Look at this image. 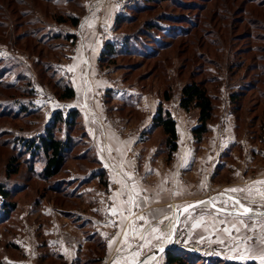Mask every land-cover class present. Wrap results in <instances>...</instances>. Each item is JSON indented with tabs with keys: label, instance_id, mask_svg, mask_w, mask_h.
<instances>
[{
	"label": "rangeland",
	"instance_id": "rangeland-1",
	"mask_svg": "<svg viewBox=\"0 0 264 264\" xmlns=\"http://www.w3.org/2000/svg\"><path fill=\"white\" fill-rule=\"evenodd\" d=\"M259 10L264 13V0H0V68L3 71L0 78L4 82H12L7 89L5 84L0 87V105L4 106L3 113L6 114L0 117V182L13 189L26 186L13 198L17 200V210L6 223L0 225L2 258L34 261L52 255L57 250L55 242H70L72 235H66V231L73 230V234L81 238L80 232L83 233L85 227L79 224L87 223L85 226L90 228L91 221L93 224L103 216L107 201H110L108 195L113 188L110 174L118 171L114 167L119 155L105 150L102 146L104 135H101L103 141H99L96 134H120L129 138L131 156L140 165L144 160L153 163L161 156H167L169 162L174 159L177 150L170 159L167 152L159 151L164 147L163 136L152 125L153 114L168 87H171L173 98L164 104L168 108L170 104L175 109L180 124L183 125L187 120L186 129L192 134V145L197 151L202 149L205 142L213 141L209 134L215 133L213 124L217 122L222 125V134L226 136L227 144L230 137L235 138L218 156L217 164L206 178L205 189L194 196L201 197L182 201L180 206L208 198H216L220 206L223 199L220 193L236 187L233 184L236 182L245 183L243 188L264 191V185L254 183L264 181V132L259 130L261 133H253L262 123L264 126V106L250 113L256 101L253 97L244 106L239 121L227 99L243 83L245 73V69L231 71L237 74L230 79L228 58L231 50L235 52L246 46L253 50L261 42L257 36L264 37L261 35L264 34V16L259 14ZM71 14L79 17L78 26L56 22L57 17ZM152 24L158 27L151 28ZM33 28H39L42 40H38L39 35L33 37L27 33L29 38L24 37V32L27 29L30 32ZM51 30L76 34V38H51L48 42L44 34ZM221 39L225 41L223 55L219 47ZM107 42L116 46L117 52L112 56L115 61L101 65L99 57ZM34 44L46 45L47 58L41 59L39 49L32 47ZM162 46L167 47L162 60L152 58L150 48L159 49ZM99 50L98 58L92 57L93 52ZM242 52L249 51L243 49ZM244 57H247V53ZM234 58L236 61L239 59ZM69 67L73 71H68ZM258 72L252 70L246 78L254 81L259 76ZM215 76L223 78L217 93L221 96L217 104V116L210 123V131L204 140L198 143L192 133L197 123L198 110L179 113L180 91L189 80L213 82ZM22 79L31 81L33 98L23 96L26 83ZM56 81L63 84L70 82L75 87L76 96L68 100L59 99L58 93L62 87ZM17 83L18 86H15ZM210 86L212 92L216 93L213 84ZM19 103H28L31 107L29 109L34 110L29 119H16L10 113L16 111ZM69 108L78 109L80 122L72 131L75 150L67 162L68 173L63 172L59 177L73 180L71 186L80 194V204L70 207L71 201L68 199L63 203L64 208L60 201L55 200L54 193L49 194V182L37 175L43 166L41 157L29 158V155H25L18 139L40 132L55 111L67 112ZM195 119L196 123L193 124ZM190 122H193L192 125ZM64 129L63 126L62 134ZM136 135H139V139L134 141ZM13 155L22 161L20 171L7 179L6 165ZM26 158L29 159L26 161ZM32 164L35 172L30 169ZM101 167L108 173V185L102 184L98 177H89ZM236 172L239 178L233 177ZM43 193H47L45 197H41ZM232 195L243 201L245 193ZM2 202L0 196V207ZM243 202L253 207L255 214L245 221L249 225L247 230L241 228L239 234H233L254 237L246 247L259 253L264 250V215H260L264 213V197L256 195L254 191L250 200ZM207 207L210 209V205ZM62 208L72 211L75 216L66 215ZM200 211V208L195 210L197 213ZM186 215L183 214L181 221H184ZM195 218L199 219V216ZM212 219V216L207 217V229L205 226L191 229L187 226L191 220L181 223L177 227L174 248L200 254L205 258L200 264L213 263L217 258L241 264H260L258 259L242 261L233 258L235 252L230 250L232 240L227 234L213 230L210 223ZM172 224L173 221L168 229L153 222L147 230V221H143L142 228L148 233L142 242L148 247L170 243V238L157 240L155 235L158 234L150 233L153 226L171 232ZM215 227L219 229L221 225L216 224ZM201 235L208 239L201 242ZM218 239L226 243L219 244Z\"/></svg>",
	"mask_w": 264,
	"mask_h": 264
},
{
	"label": "trees",
	"instance_id": "trees-1",
	"mask_svg": "<svg viewBox=\"0 0 264 264\" xmlns=\"http://www.w3.org/2000/svg\"><path fill=\"white\" fill-rule=\"evenodd\" d=\"M35 1V0H34ZM143 1V0H142ZM146 1V0H145ZM152 1V0H149ZM153 1H161L165 2L168 0H153ZM252 1V0H251ZM256 12V11H254ZM259 14L264 16V13ZM255 14V13H253ZM257 14V12H256ZM255 19V18H254ZM56 22L59 24L62 23H70L73 26H78L79 24V17L76 15H69V16H59L56 18ZM151 28L158 27L157 24H152ZM39 27V26H37ZM27 35H36L38 36V40L43 39V35L40 34L39 28H33L32 31L28 32V29L24 32ZM26 34L24 37L29 38ZM42 35V36H40ZM44 35H47V40L50 42V39H67V40H74L76 38V34L72 33H64L63 31H48ZM264 36V34H261ZM258 40L261 41L258 46H256L253 50H249L248 46L245 48H239V50H231L230 56L228 58L229 61V68L228 72L230 73V79L232 80L233 77L237 74L239 70L245 69V73L243 76V83L239 84L238 87L234 89L233 92L230 93L229 99L230 104L232 105L233 112L236 113V118L240 121L241 119V112L244 110V106L246 103L250 102L253 97L256 98L254 102V108L250 113L256 111L257 107L262 108L264 106V37L257 36ZM224 40L221 39L219 43L221 55H223V42ZM41 42V41H39ZM43 43V42H42ZM37 45L34 44L32 47L39 49V56L41 59L47 58L45 53V44ZM165 45V44H164ZM27 48V47H26ZM28 49V48H27ZM52 49V48H51ZM167 47L161 48H150L151 50V57L156 59H161L164 57L163 52L166 51ZM243 49H247L249 52L243 53ZM117 52L115 44L112 42H107L105 47L103 48L101 55L99 57V62L101 65L104 63L114 62V58L112 56ZM247 53V57H244ZM252 53L255 55L252 56ZM257 53V54H256ZM259 53V54H258ZM163 55V56H161ZM234 57H239L236 61ZM243 57V58H242ZM167 59V58H166ZM160 60V61H161ZM169 60V58H168ZM47 61V60H46ZM234 68V70H232ZM252 70H258L259 76L257 79L250 80L246 78V75L249 74ZM237 71V72H231ZM0 68V73H2ZM50 79H52L50 77ZM20 80V79H19ZM25 81V85L23 87V96L27 98L34 97V90L31 85V81L27 79H22ZM51 81V80H50ZM223 78L219 76H215L213 82L209 80H196L192 79L189 80L187 83L183 85L180 91L179 96V106L184 108L187 111L190 110H198V118L197 123L192 128V133L198 143H201L206 134L210 131V123L216 118L217 116V104L221 99L218 90L220 85L222 84ZM21 80L19 81V83ZM11 83L8 80L3 81L0 78V87H3L2 84H5L6 89L11 87ZM17 83L15 86H18ZM52 83V82H51ZM57 84H60L62 89L58 93V98L61 100H68L72 99L76 96L75 87L68 83H61L56 81ZM214 86L216 93L212 92ZM14 87V86H12ZM17 88V87H16ZM20 89V88H18ZM221 91V89H220ZM173 98L171 87H168L163 92V100L159 103L155 113L152 117V125L154 130L160 131L163 136V149H159L160 152H167L169 159L172 157L173 153L178 148V127L177 121L172 113V111L166 107L164 102H169ZM15 101L16 97L13 96ZM12 104H15L12 102ZM30 105L19 103L17 105L15 112H10L13 114V117L16 119H29L31 114L34 113V110L29 109ZM256 107V108H255ZM31 108V107H30ZM5 110L4 106L0 105V117L6 115L3 113ZM8 111V110H7ZM5 112V111H4ZM9 113V112H7ZM9 113V114H10ZM7 114V115H9ZM257 118L254 117L253 120ZM252 120V121H253ZM80 122V114L77 108H69L67 112H63L62 110H57L54 112L52 118L44 125L43 129L40 132H36L32 135L22 136L18 139L20 145L22 146V151H25V155H29V158H40L43 160V166L39 173L37 174L40 178L43 179L45 182H49L47 184V190L49 194H55V200L57 202L60 201V205L63 206L65 200L71 201L70 207L79 206L80 201V194L76 191V188H72L71 182L72 179H65L60 178L63 172H67V162L70 156L73 154L75 150V144L73 142L72 131L76 129V126L79 125ZM65 127L64 134L61 132V128ZM253 124L251 123V127ZM264 132L263 123L260 127H257L254 134H258ZM2 134V131H0ZM165 150V151H163ZM20 155V154H19ZM26 158V161L29 159ZM20 159V158H19ZM18 159V156L13 155L10 157L7 165H6V178L10 179L13 175H17L20 171L21 162ZM32 172H35V167L30 166ZM59 177L60 179H58ZM70 177V176H69ZM89 177H98L100 182L104 185L109 184L108 173L106 172L104 167L97 169V171H93L91 176ZM87 180H85L86 182ZM81 184V183H80ZM79 186V185H78ZM77 186V187H78ZM26 186H19L10 188L6 186L5 183L0 182V196L2 198V206L0 207V225L6 223L9 220L13 213L17 210L18 204L17 200H14V196L18 194V192H22ZM76 191V192H75ZM44 194V195H43ZM41 197H45L46 194L43 193ZM39 204V202H38ZM65 208V206H63ZM62 208L66 215L68 216H75L72 211H66ZM87 224V223H86ZM85 223H80L81 227H86ZM86 237L88 238L86 249L82 253L81 258L79 259L80 264H100L105 252L107 241L98 232L92 231L91 229H87ZM165 253L167 264H200L204 262L205 258L203 259L200 254H196L190 251H187L184 248H172ZM58 256V255H57ZM50 259L51 262L56 258V254L48 255L43 257V259ZM58 258L63 259V256H58ZM210 261V260H209ZM216 261V262H215ZM213 261V263L209 262V264H241L231 260H217ZM0 264H6L4 258H2L0 254ZM252 264V263H248Z\"/></svg>",
	"mask_w": 264,
	"mask_h": 264
},
{
	"label": "crops",
	"instance_id": "crops-1",
	"mask_svg": "<svg viewBox=\"0 0 264 264\" xmlns=\"http://www.w3.org/2000/svg\"><path fill=\"white\" fill-rule=\"evenodd\" d=\"M99 53L100 50L97 53L93 52L92 57L98 58L97 54ZM227 99L230 101L229 98ZM168 105L177 121L179 131V147L173 160L169 162L167 156H161L153 163L144 160L140 165L131 156L130 144H128L127 140L129 138H125V136L120 134H96L99 141H103V136L101 138V135H104V145L102 146H104L105 150H110L114 155H119V158L116 159L118 160L116 162L117 165L114 167L118 171H115L116 174H110L113 188L108 195L110 201H107L108 205L106 204V211L103 216L99 217L98 220L96 219L93 224L92 221L91 223L89 222L92 225L90 228L83 227L84 232H80L81 238L76 233L73 234V230L66 231V235H72L70 242L54 243L55 249L58 251L55 250L52 253L56 254V260H53V262L48 258H37L34 261L26 258H6L4 259L6 264H80L79 259L86 249L87 242H89L85 232L87 229L98 232L107 241L106 252L100 264H116L117 261H119V264H125L126 260L129 264H132L133 260L137 262L144 256H146L144 264H167L165 253L158 256L152 254L153 250L162 243L148 247L147 244L142 242L141 237L148 233L146 229L148 228L147 230H149L153 222L163 219L164 215L174 216L173 213L176 209H170L169 205H180L182 201L201 197L194 196L205 189L206 178L209 177L210 172L213 171L217 164L218 156L222 154L229 143L232 144V141H235V138L230 137L231 140L227 144L226 136L222 134V125L217 122L213 124V129H216V131L213 130L215 133L209 134V138L212 137L213 141L205 142L202 149L197 151L192 145V134L186 129L187 120L183 123L184 126L180 124L175 114V109L173 110L172 106ZM178 107L179 113L185 114V109ZM192 123L190 122L189 124L192 125ZM195 123L196 119L193 124ZM136 139H139V135H136L134 141ZM233 154L236 155V152ZM250 165L254 166V164ZM149 169L153 171L149 173ZM183 171H185V174H182ZM206 171L207 173L205 174ZM233 177L239 178L237 172ZM262 177L264 178V176ZM132 184L137 185L136 192L139 195H136L135 198L136 202L141 205L139 208L127 202L129 195L133 194ZM233 184L237 188H243L245 183L236 182ZM144 197L147 198L146 204L142 203ZM112 208H116L117 215L114 216L112 214ZM155 210H162V212L157 213ZM140 214L146 217V229L142 228L141 224L143 221L137 219ZM171 223L170 221L165 223V228L170 229ZM125 233L128 236L127 242L124 240ZM137 245H141V247L137 248ZM136 251L140 252L139 256L134 255ZM57 255L63 256V259L58 258Z\"/></svg>",
	"mask_w": 264,
	"mask_h": 264
},
{
	"label": "snow or ice",
	"instance_id": "snow-or-ice-1",
	"mask_svg": "<svg viewBox=\"0 0 264 264\" xmlns=\"http://www.w3.org/2000/svg\"><path fill=\"white\" fill-rule=\"evenodd\" d=\"M68 71L70 72L73 71V68L69 67ZM148 171L149 173H151L153 170L149 169ZM254 183L264 185V181H255ZM131 187L133 190V194L129 195L127 202L133 205L134 207L139 208L141 205L136 202V198H135L136 195H139V193L136 192L137 185L132 184ZM254 191L256 195L264 197V191H262L261 189L254 190L253 188L250 187H246L243 189L233 187V188L225 189L223 193H220V196L223 198L220 201V206H218L216 198H209V200H200L194 203H189L184 206L169 205L170 209L175 208L177 210L176 215L174 217L164 215L163 219L158 220L157 223L158 225H164L165 221L172 222L174 220L175 222L172 224L171 232L176 231L177 227L181 223H186L189 220H191L192 222L187 226L190 227L191 229H197L200 228L201 226H205V228L207 229V225L209 223L207 217L212 216L213 219L211 220L210 223L212 225L213 230L227 234L228 237L232 240V245L230 246V250L235 252L233 258L240 259L242 261L248 259H252V260L258 259L260 261V264H264V250H261L259 253H255L252 252L250 248L246 247L249 241L255 239L254 237L252 236L240 237L238 235L233 234L234 232L236 234H239L241 232V228L245 230L249 228V225L245 221L253 217V215L255 214V210L253 207H251L249 204H246L243 201H249ZM238 192L245 193V195L243 196V201L240 197L232 195ZM175 194H179V193H175ZM146 200L147 198L144 197L142 199V203L146 204ZM209 205H210V209L207 207ZM197 208L201 209V211L198 213L195 212ZM111 211L114 216L118 214L116 208H112ZM155 211L157 213L162 212V210H155ZM181 214H187L184 217V221L180 220ZM260 215H264V213H261ZM196 216H199V219H196L195 218ZM230 217L234 219L230 220L229 219ZM137 219L140 221H145L146 217L145 215L140 214L137 217ZM216 224L221 225V227L217 229L215 227ZM133 231H135V229H133ZM252 231L253 232L255 231L254 226L252 227ZM171 232H165L161 227L153 226L151 228L150 235L158 234L155 235V239L163 240L168 238L171 235ZM141 239L144 240L145 238L141 237ZM206 239H208V237L201 235L200 237L201 242L205 241ZM124 240L126 242L128 240L127 233H125L124 235ZM237 241L239 242L237 243ZM217 243L225 244L226 242L222 239H218ZM136 247L139 248L141 247V245H137ZM159 251L162 252L163 249L161 248L159 249ZM134 255L139 256L140 252L136 251ZM116 264H119V261H117ZM125 264H129V262L126 260ZM132 264H136V262L133 260ZM140 264H144V262L141 261Z\"/></svg>",
	"mask_w": 264,
	"mask_h": 264
},
{
	"label": "water",
	"instance_id": "water-1",
	"mask_svg": "<svg viewBox=\"0 0 264 264\" xmlns=\"http://www.w3.org/2000/svg\"><path fill=\"white\" fill-rule=\"evenodd\" d=\"M200 200H209V198H208V199H200ZM200 200H195V201H192V202H188V203H186V204H184V205H187V204H189V203H194V202H196V201H200ZM184 205H182V206H184ZM182 216H183V214L180 215V220H181ZM177 229H178V228H177ZM177 229H176V231L171 232V235H170V237L172 238V242H171V243L160 244L157 248H155V249L153 250L152 254H153L154 256H158V255H160V254H162V253H164V252H166V251H168V250H170V249H172V248H174V247L176 246V243H175L176 240H175V239H176ZM161 248L163 249L162 252L159 251V249H161ZM145 259H146V256L140 258V259L136 262V264H140L141 261L144 262Z\"/></svg>",
	"mask_w": 264,
	"mask_h": 264
},
{
	"label": "bare ground",
	"instance_id": "bare-ground-1",
	"mask_svg": "<svg viewBox=\"0 0 264 264\" xmlns=\"http://www.w3.org/2000/svg\"><path fill=\"white\" fill-rule=\"evenodd\" d=\"M174 222H175V221L173 220V223H174ZM169 238L171 239V242H172V238H171V237H168L167 239H169ZM175 240H176V239H175ZM171 242H170V243H171Z\"/></svg>",
	"mask_w": 264,
	"mask_h": 264
},
{
	"label": "built area",
	"instance_id": "built-area-1",
	"mask_svg": "<svg viewBox=\"0 0 264 264\" xmlns=\"http://www.w3.org/2000/svg\"><path fill=\"white\" fill-rule=\"evenodd\" d=\"M133 1H136V0H133Z\"/></svg>",
	"mask_w": 264,
	"mask_h": 264
}]
</instances>
